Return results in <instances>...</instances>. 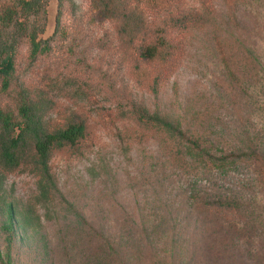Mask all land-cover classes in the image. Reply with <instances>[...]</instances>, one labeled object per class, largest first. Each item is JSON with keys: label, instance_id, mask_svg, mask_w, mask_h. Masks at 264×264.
Listing matches in <instances>:
<instances>
[{"label": "rangeland", "instance_id": "rangeland-1", "mask_svg": "<svg viewBox=\"0 0 264 264\" xmlns=\"http://www.w3.org/2000/svg\"><path fill=\"white\" fill-rule=\"evenodd\" d=\"M128 4L146 19V31L170 36L182 50L157 96L153 69L136 76L133 50L116 22L100 17L90 0L49 2L42 38L54 35L58 18L59 28L30 82L55 102L48 121L61 124L74 115L86 123L87 138L50 162L71 207L36 206L30 166L4 175L7 200L20 211L33 207L31 230L19 231L10 250L12 264H99L105 244L115 250L111 264H264V165L244 161L228 179H194L164 137L138 126L134 116L145 107L210 128L223 148L264 146V0ZM27 55L24 46L22 70ZM252 93L260 104L250 102ZM196 180L206 191L240 192L243 212L195 208L189 196ZM3 221L0 213V226ZM4 239L0 230L3 253Z\"/></svg>", "mask_w": 264, "mask_h": 264}, {"label": "trees", "instance_id": "trees-1", "mask_svg": "<svg viewBox=\"0 0 264 264\" xmlns=\"http://www.w3.org/2000/svg\"><path fill=\"white\" fill-rule=\"evenodd\" d=\"M137 5L154 7L161 0H90L100 17L116 22L118 33L127 47L134 53L135 74L148 75L152 68V94L159 93V83L166 78L180 60L182 50L170 36L158 31H146V19ZM50 0H0V213L4 221L0 230L4 235L7 251L0 248V264H12L10 254L19 231L28 233L33 225V207L20 211L4 192V175L21 167L30 166L36 177V206L60 210L71 207L64 200L58 184L51 173L53 154L67 148H75L87 138L84 121L70 115L61 124L48 121L55 102L49 94L34 86L30 77L34 75L38 61L49 51L51 38L44 40L47 28V7ZM27 48V68H20V50ZM250 50L248 60L253 61ZM263 106L264 110V95ZM250 102L260 104L259 94H250ZM136 124L164 137L166 148L183 169L195 179L211 181L215 174L228 179L230 173L239 170L242 162L250 161L264 165V146L251 142L246 146L236 144L229 149L214 138L210 128L200 130L179 119H169L159 113H150L145 108L134 111ZM194 182L189 200L200 211L220 214H239L246 200L238 191H206ZM88 235L95 230L88 227ZM115 250L105 244L99 264H111Z\"/></svg>", "mask_w": 264, "mask_h": 264}]
</instances>
